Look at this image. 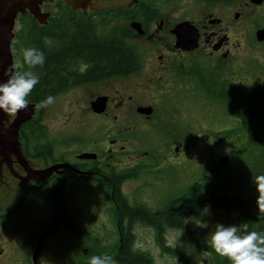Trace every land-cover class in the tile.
I'll return each mask as SVG.
<instances>
[{"label":"rangeland","instance_id":"obj_1","mask_svg":"<svg viewBox=\"0 0 264 264\" xmlns=\"http://www.w3.org/2000/svg\"><path fill=\"white\" fill-rule=\"evenodd\" d=\"M247 1L238 0L231 8L224 9L220 6L211 9L202 6L200 11L209 10L205 11L206 15L212 13L213 16L230 13L227 19L231 22V38L236 42L232 60L234 67L232 74L228 75L230 86L242 96L245 107L259 105L264 109V40L260 41L255 36L256 30L264 26V2L254 4L250 1L247 6ZM189 3V0L174 3L168 14L175 17L191 13L201 15L197 13L196 5L189 11ZM237 12L240 14L236 19ZM136 26L137 31L143 33L139 22H136ZM18 28L17 21L15 29ZM142 47L143 52H146L149 42ZM147 60V71L151 64H155L162 80L152 87H148L152 79L147 73L137 82H131V90H125L126 85L121 86L119 83L114 86L110 83L77 86L39 105V118L48 133L41 144H51L55 155L65 154L72 159H76V154L81 152L82 156L85 155L82 158L89 159L96 158L97 152H104L102 162L105 160L115 167L116 163L120 167L131 163L127 164L116 157L108 158L107 150H120L123 146L128 148L133 143L138 144L141 158L136 163L143 165L146 170H139V178H130L124 185L123 193L130 202H141L152 210L166 208L170 202L189 200L191 193L205 198L209 190L216 187L219 189L217 192L228 191L230 195L248 201L251 213L264 214V134L255 133V128L244 127L239 116L234 114L235 110L227 111L217 104L216 99L209 100L204 95L194 101L188 100L187 106L181 109L184 130L179 136L181 138L177 139L180 141L176 143L181 148L177 159H164L174 152L175 144L170 143L172 137L169 139L161 133L145 136L143 140L132 137V127L144 124L137 111L146 113L136 110L137 107L154 101L147 93L157 92L158 98L160 95L166 96L175 83L170 78L166 79L168 73L164 61L157 57L152 59L148 55ZM14 65H21L18 56L14 57ZM176 85L179 94L187 93V87ZM104 93L111 97L108 99ZM98 97H106V109L102 115L91 109V101ZM129 98L135 105L129 120H126L124 108ZM162 100L166 104L165 99ZM158 105L162 108L161 104ZM161 118L157 123L159 127L168 128L170 124ZM120 133L129 139L122 141ZM180 143H183L182 147ZM223 156H229L230 159L220 165ZM148 160L155 167L144 163ZM66 190L67 199L64 202L56 200V207L52 205L47 189H44L36 194L29 207L15 211L0 222V264H22L29 259L28 253L34 246L35 233L38 234L39 229L49 224L52 211L61 213L65 205L70 207V216L76 223L74 232L68 233L63 229L55 232V236H51L48 241L46 239L42 243L45 249L43 247V253L40 252L41 264L54 261L53 256H57L56 264H69L70 261L77 264L80 259L114 250L120 229L112 213V199H108L110 189L92 180L84 182L74 178L66 183ZM178 196L183 198L178 199ZM185 222L189 232L169 228L163 234L164 244L160 240L161 235L153 228L135 226L136 248L138 251H147L157 264H216L213 258L224 252L233 264H246L242 240L237 236V227L240 225L235 210L225 211L207 206L201 217L191 216ZM259 246L264 253V240ZM65 248L67 251L62 252ZM169 248L177 254L169 252Z\"/></svg>","mask_w":264,"mask_h":264},{"label":"flooded vegetation","instance_id":"obj_2","mask_svg":"<svg viewBox=\"0 0 264 264\" xmlns=\"http://www.w3.org/2000/svg\"><path fill=\"white\" fill-rule=\"evenodd\" d=\"M118 1L54 0L53 2L56 5L55 11L60 4H66L71 11L80 12L82 17L88 21L104 22V20H108L128 30V43L137 47L136 49L140 55L139 69L124 77L101 80L97 84L110 83L114 86L115 83H119L121 86L126 85L124 87L125 90H131L133 89L131 82L133 80L137 82L138 78L148 73V76L150 75L152 79V84H149L148 87H152L154 83L162 80L160 79V74L157 73L158 67L155 64H151L147 71V55L152 59L157 57L158 60L164 61V67L168 73L166 79L170 78L175 83L173 87L171 85L172 90L166 96L160 95V98H158L159 94L157 92H152V94L147 93L148 96L154 98V101L146 105L142 103L136 110L140 107H148L152 112L147 114L137 111V115L142 118L141 120L145 125H135L132 127L134 130L132 137L143 140L145 136L160 133L167 135L169 139L172 137L170 143L172 145L175 144L173 145L174 152L164 159H168L169 157L177 159L181 148L176 143L180 141L177 139L181 138L179 136H181L180 134L184 130L182 129L184 114L181 109L187 106L188 100L192 99L194 101L201 95L206 96L209 100L216 99L207 95L206 86H217L219 93H222L223 87L226 88V91L231 90L228 75L232 74V67H234L232 60L235 56L236 48L234 47L236 42L231 38V22L230 19H227L230 13L228 15L222 14L221 16H213L212 13L206 15L205 11L209 10L200 11L201 7H208L209 9L219 6L222 9L231 8L232 4L238 0H228L226 2L189 0V11L196 5L197 13L201 15L191 13L182 17L168 14L174 3H178L180 0H121L123 1L122 5ZM250 3L249 0L246 2V5L249 6ZM48 4L49 1H43L42 7L45 6L42 10L45 9L44 11H46ZM22 13H30V11L27 9L19 13L18 18ZM238 13L240 14V12L235 14L236 19L239 17ZM52 15L48 16L46 22L39 23L42 25L48 24ZM185 21L191 22L199 34L198 46L192 49L177 46V35L174 29L179 23ZM136 22L141 24L143 33H139L136 27L133 26ZM146 42H149V47L146 52H143L142 45L146 44ZM12 50L15 57L13 45ZM18 67H15L16 79L11 82L12 94L0 95V222L15 211L24 210L29 207L36 194L44 189H47L52 200V205L55 206L56 200L64 202L68 196L66 183L74 178L82 179L84 182L92 180L93 182L103 184L104 182L111 183L113 180L110 177L117 176L120 178V183L122 182L120 192L123 193L124 185L128 183L130 178H139V170H146L143 165L136 163L141 158V147L135 143L131 146L129 145L128 148L123 146L120 150H114L113 148L107 150L109 152L108 158L116 157L118 160L128 162L127 164L131 163L128 166L123 164L121 167L116 163L117 167H115L113 164L109 165L108 162H104L105 160L102 162L104 152H97L96 155L98 157L96 156V158L91 159L82 158L80 155L83 152H81L76 154V159H72L65 154L55 155L56 151L51 144H41L35 141L29 126L31 120L34 118L28 116L25 112V105L29 103L20 100L22 103L20 102L21 105H19L12 102V96L14 95L20 99L16 94ZM176 84H179L180 88L187 87V93L179 94L177 89H175L178 87ZM120 91L122 92V90ZM104 95L108 96V99L111 97L108 93H104ZM162 99H165L166 104H163ZM158 104H161L162 108ZM217 104L222 105L224 109L229 111L227 106L223 105L222 102L217 101ZM36 105L38 106L39 104ZM134 105L135 103H131L129 98L124 108L126 112L124 119L129 120V115L134 109ZM104 113L103 111L99 114L102 115ZM160 117H163L161 120L170 124L168 128L159 127L157 123ZM124 126L125 124H123ZM189 126L192 125L189 124ZM119 136L123 137L121 138L122 141L129 139L122 136L121 133ZM180 144L182 147L183 143ZM48 146L51 147L49 151L45 149ZM145 152L149 151L146 150ZM155 156L159 157L158 155ZM144 163L155 167L151 160ZM157 170H161V168ZM162 209L165 210L164 207ZM68 220H73L70 216V207L68 205H65L61 213L56 214V210L52 211L49 224L39 229L38 234L35 233L34 246L28 253L30 257L26 261H23L22 264H41L42 258L40 252L43 253L44 246H42V243L44 244L46 239L48 241L51 236H55L56 233L60 230L63 231V229L68 233L74 232L66 229L64 221L67 222ZM120 228L121 226L119 225ZM119 235L121 238V230H119ZM237 236L240 238L239 234ZM66 251L65 248L62 252ZM102 255L109 256V252ZM52 260L54 261L49 260L51 261L49 264H56L57 256H53ZM90 260L91 258L80 259L77 261V264H83V262L89 263ZM69 264H72V261ZM109 264L117 263L110 262ZM155 264L157 263L155 262Z\"/></svg>","mask_w":264,"mask_h":264},{"label":"trees","instance_id":"obj_3","mask_svg":"<svg viewBox=\"0 0 264 264\" xmlns=\"http://www.w3.org/2000/svg\"><path fill=\"white\" fill-rule=\"evenodd\" d=\"M18 23L13 48L21 61L16 94L22 102L41 105L73 87L124 77L139 69L140 55L137 47L128 43V30L111 21H88L80 12L71 11L68 5L60 4L48 24H40L30 13L20 14ZM205 89L207 95L222 102L228 110H235L234 114L239 116L244 127L255 128V133L264 134V109L259 105L245 107L242 103L244 99L233 88L226 91L223 87L222 93H219L217 86H206ZM29 126L35 141L41 143L47 138L46 127L40 118L31 120ZM45 149L49 151L51 147ZM110 179L113 180L111 183L103 184L110 189L108 199H112V213L121 226V238L109 256L98 254L89 263L83 264H155L148 252L136 248L134 227L142 225L153 228L161 235L160 240L164 244L163 234L167 229L189 232L186 219L201 217L207 206L236 211L240 225L237 233L242 239L246 264H264V253L259 246L264 240V214L251 213L250 204L245 199L230 195L228 191L217 192L219 189L213 187L205 198L191 193L189 200L170 202L165 210H152L141 202H130L120 192L122 182L119 177L112 176ZM64 224L68 231H74L73 220L64 221ZM168 250L177 254L171 248ZM213 260L216 264H233L225 252L216 255Z\"/></svg>","mask_w":264,"mask_h":264},{"label":"water","instance_id":"obj_4","mask_svg":"<svg viewBox=\"0 0 264 264\" xmlns=\"http://www.w3.org/2000/svg\"><path fill=\"white\" fill-rule=\"evenodd\" d=\"M43 1H49L46 10L47 12L44 11L45 9L42 10V8H44L45 6L44 5L42 7ZM53 1L54 0H0V95L12 94L11 82L12 80L16 79L14 56L12 51V40L15 37V25L18 14L28 9L37 17L38 22H46L54 6H56ZM250 1L254 4H262L264 2V0ZM118 2L122 5L123 1L119 0ZM189 30L193 32V37L190 40L186 38V32ZM174 32L177 35V46H181L186 49H192L198 46L199 34L197 32V29L193 24H191V22L185 21L179 23L175 27ZM255 36L260 41L264 40V26L256 30ZM8 98L10 99L9 96ZM12 102L21 105L20 102L18 103V100L14 96H12ZM91 107L96 112H103L106 109V97H98L95 100L91 101ZM139 110H142L146 113L152 112L151 109L145 107H140ZM25 112L28 116L31 117L39 118L40 116L39 107L32 103L25 105ZM82 154L80 156L84 157L85 155L82 156ZM229 159V156L221 157L219 161L220 165L225 164Z\"/></svg>","mask_w":264,"mask_h":264},{"label":"bare ground","instance_id":"obj_5","mask_svg":"<svg viewBox=\"0 0 264 264\" xmlns=\"http://www.w3.org/2000/svg\"><path fill=\"white\" fill-rule=\"evenodd\" d=\"M134 27H136L135 24H133ZM186 38H188L189 40L193 37V32L191 30L187 31L186 32Z\"/></svg>","mask_w":264,"mask_h":264}]
</instances>
